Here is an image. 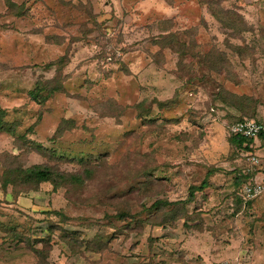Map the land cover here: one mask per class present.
Returning <instances> with one entry per match:
<instances>
[{
    "label": "rangeland",
    "instance_id": "374dc122",
    "mask_svg": "<svg viewBox=\"0 0 264 264\" xmlns=\"http://www.w3.org/2000/svg\"><path fill=\"white\" fill-rule=\"evenodd\" d=\"M244 119L264 0H0V264H264Z\"/></svg>",
    "mask_w": 264,
    "mask_h": 264
},
{
    "label": "trees",
    "instance_id": "16d2710c",
    "mask_svg": "<svg viewBox=\"0 0 264 264\" xmlns=\"http://www.w3.org/2000/svg\"><path fill=\"white\" fill-rule=\"evenodd\" d=\"M31 97L34 101L39 102L42 98L41 94H40V89L37 92H33L31 93ZM240 101H251L250 97H240L238 98ZM45 100V99H44ZM245 120V119H244ZM242 120V121H244ZM255 120V119H253ZM257 122L260 123H264V121H259V120H255ZM241 122V121H239ZM5 128H3V126L0 124V131L4 130ZM8 132H10L11 130H7ZM231 135V143L233 144L236 152H237V156H239V161H241V164H244V158L246 156L247 153H256L258 148H256L257 145L262 144V146H264V139L261 136V138L256 141L254 139H247L244 138L242 136H235V135ZM39 149L43 150L42 146H38ZM243 162V163H242ZM241 164H239V162H236V169H237V174L238 177L235 180V184L238 186V188L244 184L247 183L249 177L247 176L246 172H245V167L241 166ZM20 175H26V180H33L36 181L38 183H42V182H47V181H51L52 180V176H53V172L41 165H35L27 170H21L19 171ZM206 181L203 183L205 184ZM195 190H198V188H191V192H190V197H193ZM239 207H244L247 208L249 207L252 201L249 202H245L241 197L239 198L238 196L235 197ZM162 203H158V205H161ZM168 204V203H167ZM43 239V238H42ZM41 240V239H40ZM46 242L47 245L49 246L52 242V238H48L46 241H43L42 243ZM90 252V251H88ZM99 262V261H98Z\"/></svg>",
    "mask_w": 264,
    "mask_h": 264
},
{
    "label": "built area",
    "instance_id": "2783aa9c",
    "mask_svg": "<svg viewBox=\"0 0 264 264\" xmlns=\"http://www.w3.org/2000/svg\"><path fill=\"white\" fill-rule=\"evenodd\" d=\"M232 135L242 136L247 139L258 141L261 136L264 139V123L257 122L253 119H245L244 121L235 123L230 130ZM258 150H263L264 146L259 144L256 146ZM247 153L244 158L245 172L249 177L246 184L243 185L240 197L249 202L259 198L264 193V185L259 183L258 175L264 172V153Z\"/></svg>",
    "mask_w": 264,
    "mask_h": 264
},
{
    "label": "crops",
    "instance_id": "0c3cea01",
    "mask_svg": "<svg viewBox=\"0 0 264 264\" xmlns=\"http://www.w3.org/2000/svg\"><path fill=\"white\" fill-rule=\"evenodd\" d=\"M258 152H260V153H264V149H263V150H258ZM260 176H262V181H264V172H261V173L258 175V178H260Z\"/></svg>",
    "mask_w": 264,
    "mask_h": 264
}]
</instances>
